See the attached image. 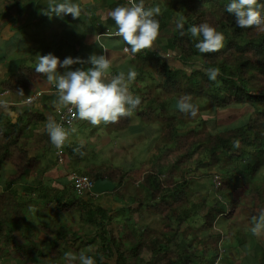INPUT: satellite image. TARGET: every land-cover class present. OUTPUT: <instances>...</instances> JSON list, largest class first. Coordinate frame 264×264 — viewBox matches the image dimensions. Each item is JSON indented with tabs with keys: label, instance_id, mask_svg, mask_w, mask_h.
I'll return each mask as SVG.
<instances>
[{
	"label": "trees",
	"instance_id": "obj_1",
	"mask_svg": "<svg viewBox=\"0 0 264 264\" xmlns=\"http://www.w3.org/2000/svg\"><path fill=\"white\" fill-rule=\"evenodd\" d=\"M183 2L187 3L191 15L187 14L183 16L184 20L181 19L182 26L176 29V31L178 30L180 33L176 32L173 42H171L173 50H177V54H175L176 61L160 63L159 59L155 58L152 62L156 67L155 69H157L156 71H158V79H160V82L157 84L158 89L161 88L165 92L174 93V95L180 98L185 96L190 97L191 99L189 102L194 104L197 108V117L199 115L196 101L197 97H201L208 101V105L216 109L250 106L253 110L248 115L246 114L248 118L245 117V120H243L244 123L242 122L243 124L236 128L226 129L225 131L213 134L205 130L204 126L200 133L197 134V140L193 138L190 147L188 146L180 157L178 156L176 158L178 166L187 167L192 161L193 155L196 153L198 155L196 157L197 163L193 171L197 169H213L217 166L220 172L228 174L229 180L227 182V187L230 193L224 195L223 198L229 201V203L221 199L212 206L218 214H225V212H233L238 207L237 204L241 202V199H245V191L248 189L255 192L253 194L256 198L264 200V177L258 175L259 170L264 166V31H258L255 28L244 29L238 27L235 22V16L225 10L226 5L230 3L231 0H183ZM258 2L264 3V0H258ZM261 13L264 15V9H261ZM169 17L170 16L166 13H164V16L161 14L155 16L158 22H160V18L163 19L160 25V31L166 29L170 19H173V17ZM187 22L189 25L207 23L215 27L217 31L222 32L225 36L224 47L215 53H200L195 47L198 39L192 38L187 32ZM198 57L201 59L196 60V62L200 63L202 67L201 70H194L189 74V69H193L194 65L197 64L194 62V59ZM139 61L148 63L152 61V59L148 58V56L144 57L140 55L132 60L134 65L137 66L136 73L139 77H137L138 81L142 80L145 73L154 74L153 71H150L153 65H141ZM181 66L185 69L181 68ZM208 68L219 69V73L215 80H211L206 74V69ZM183 71L187 72V75ZM198 75L200 77H198ZM146 103L147 105L144 108L147 111L144 109L138 111V114L142 116L141 119L143 123H151L152 116H150L149 113L150 111L152 112L155 104L160 105V109L163 111L169 109L171 105L175 107L177 111H180L176 100H172L171 104L168 105V101L161 103L160 98L158 99L157 97V99H155L154 96L153 98L151 96L149 100H146ZM180 113L183 115V120L185 122H177L174 120L180 116H174L167 122V126L170 127V132L167 137L168 145L165 150H167L168 153L173 152L171 146L186 145L189 139H191L192 134L196 133L194 129H191L185 134L178 135L177 129L179 126L182 125L183 127L197 120L196 116L193 117L182 111ZM163 128L165 129V124L162 125V129ZM178 136L182 138H178ZM16 142L18 143L17 138L12 141L8 140L5 143L0 140V149L3 151L5 149L7 151L6 156L5 153L0 155V178L3 174L1 172L2 164L5 161L8 162L9 159H15L18 154L17 150L14 149ZM157 151L160 152V149ZM81 157L83 156L81 155ZM245 157H250L253 164L243 162L242 159ZM155 160L162 173L159 169H148L145 173V177L138 184V186L144 188V197L141 196L139 187L134 185L132 179L129 178L126 173L121 172L117 175V173H115L116 171L114 172L111 168L105 166L89 170L88 176L95 181L99 179H109L116 184L117 188L113 194L117 195V198L119 197L121 201L129 202L125 205L127 207L122 210L123 214H130L128 213L129 210L132 213L133 211L131 209L134 208L133 206L135 205L138 206L137 212L142 213V207L148 204L146 206L148 208L150 207L151 211L159 213L163 217L165 227L171 228L168 232H162V238L158 232L150 227H141V229H139L137 227L140 226H137V224H135V226L127 222L123 224V231L120 233L119 237L108 230V237H102L100 241L104 250L107 253H112L116 258L115 264H160L164 261L169 252L173 254L170 260L171 264H191L192 258L195 256L194 251H189L190 254L187 253V250L191 247V243H183V237H185L186 233L185 230H181V226L187 223V220L193 217L194 214H186L182 217L179 215L180 210L176 211L178 207H175L189 196L188 191L191 189L190 182L193 178L187 175L188 169L185 168L182 173L183 180L178 179V182L172 183L170 178L167 179L164 175L165 173L163 174V170L166 166L158 162L157 159ZM16 167H19V163H17ZM27 167L31 168L32 163ZM28 172L30 171L28 170ZM165 177L166 179H164ZM20 178L21 177L18 175L8 179L6 185L1 188L0 238H2L1 236L5 225L12 223L16 225L17 230H20L22 227L26 229V233L28 234H26L25 237L28 239V243H30L31 236L35 234L32 230L29 233L28 228H36V225L39 227L40 223H35L36 220L34 219L32 220H34L33 222L35 225L29 223L27 218L29 215L24 213L25 205L19 202L13 191H11ZM248 178H255V180L250 182ZM129 186L133 188L132 191H126V188ZM26 190H31V188H26ZM39 193L42 198L46 200L45 198L48 196L46 191L42 193V189L40 188ZM237 195L239 199L234 200L233 197ZM71 198L68 202H62V199L58 200V202L56 200L55 205L56 202L57 205L55 206V210L57 207V211L59 210V212L63 213L64 208L70 207L69 203H71ZM72 202L74 201L72 200ZM258 204L259 202H255L256 206ZM48 206H51L50 203H48ZM208 208L209 205L205 201L202 204V211ZM125 210L127 212H125ZM68 211H70L68 213H71L73 210ZM165 211L169 213L168 216H165ZM99 212L100 214L98 215L94 212L90 213V223L94 218L98 220V218L105 214L101 208H99ZM206 215L208 218L212 217L210 210ZM213 223L214 222L210 220L207 227L204 229L208 232V236H205L208 241L207 245L205 238L204 241L201 242L203 246L201 252L202 255L205 256L202 263L206 264L215 263L220 253V245L223 244L220 233H215L212 230ZM27 224H30V227H27ZM97 225L101 226V221L97 222ZM41 230L47 233L48 237L46 240L53 234L52 232L45 231L43 228ZM12 232L13 230L10 229L7 238L8 242L11 239L10 234H12ZM55 233L58 234L57 231ZM55 233L53 235H55ZM59 234L58 236L62 237ZM214 234H216V236ZM239 239L240 238H238V240ZM30 248V251L27 249V255L29 257L32 255L42 257L41 255H37V247L35 245ZM166 248L167 250L169 249V251L165 250ZM21 250L23 251L24 249L21 248ZM144 250L151 253V256L147 259L142 257ZM193 250H195V248H193ZM210 253L214 254V256L208 260L207 257ZM175 255L177 259L174 258ZM90 256L94 259L95 264H100L102 262V257L100 255ZM261 264H264V249L262 251Z\"/></svg>",
	"mask_w": 264,
	"mask_h": 264
},
{
	"label": "rangeland",
	"instance_id": "obj_2",
	"mask_svg": "<svg viewBox=\"0 0 264 264\" xmlns=\"http://www.w3.org/2000/svg\"><path fill=\"white\" fill-rule=\"evenodd\" d=\"M5 1L11 2L12 0H2L1 4L3 5ZM13 1L15 2L16 0ZM145 1L146 3H149V5L153 4L151 7L158 6L161 10L160 14L163 16L164 13H166L170 17H175L177 20H184L183 16H186L187 14L191 15L187 3L183 2V0ZM22 2L28 4L26 0H22ZM42 20L45 21L46 18L44 17ZM179 22L181 23V21ZM188 25L187 22L186 26H191ZM180 26H178L177 29ZM173 31H176V29L174 28ZM176 32L180 33L178 30ZM148 58L152 59V61H149L148 63L139 61V63L141 65L144 64L150 66L153 65L152 62L157 57L154 55H148ZM157 59H159L160 63L168 62L164 55H161ZM198 59L200 60L201 58H195L194 62ZM169 61H176L175 57L170 58ZM196 63L197 64L194 65L193 69H189V74L194 70H201L202 67L200 63ZM134 67L136 68L137 66L135 65ZM155 68V65L150 68V71H153L154 73L153 75L145 73L140 81H128L133 95L140 97L142 102L133 110L132 114L134 118H132L129 123L130 132H134V135L129 136L127 139H125L124 136L119 138V136L115 135L116 130L114 129V126L116 123H101L98 126L91 125L86 128L75 124V131H69V140L75 142L77 137H81V133H84L86 137H88L89 145H93L97 148L94 149V152H90V148L85 145L82 153L85 159L88 161L93 159L97 165L111 168L114 172L116 171L115 173H117V175L121 172L126 173L128 177L132 179L135 186H138L137 182H141L145 177V173L148 171L147 168L159 169L162 173L155 159L166 166L163 170V174L165 173L164 175L167 179L170 178L172 183L178 182V179L183 180V169L187 168V175L193 178L190 182L191 189L188 191L189 196L175 207H178L176 208V211H181L182 217L186 214H194L191 219L187 220V223L181 226V230H185L186 233L185 237H183V243H191V247L187 250V253L190 254L189 251L195 252L191 264H206L202 263L205 256L202 255L201 252L203 249L201 242L204 241L205 236H208L207 230L204 229L207 227L210 220L214 222L212 230L215 233H220V237L223 240V244L220 245V254L222 253V262L220 264H261L262 251L264 249V235L258 238L252 234L251 229L255 220L258 219L259 213L264 210V200L256 198L253 194L255 192L248 189L245 191V199H241V202L237 204L238 207L233 212H225L223 215L218 214L212 206L221 199L229 203V201L223 198L224 195L230 193L229 188L227 187V182L229 180L228 174L220 172L217 166L213 169L207 168L193 171L194 166L197 163L196 157L198 155L196 153L193 155L192 161L187 167H182L181 165L178 166L176 160V158L178 156L180 157L182 152H184L188 146L190 147L193 138L197 140V134L200 133L204 126L205 130L213 134L225 131L226 129L236 128L244 123L243 120H245V117L248 118L246 114L248 115L253 110L250 106H235L225 109H216L210 107L208 101L201 97H197L196 101L198 104L199 115L198 117L196 116V122H191L183 127L181 125L177 129L178 135L185 134L191 129H194L196 133L192 134L191 139H189V142L186 145L171 146L173 152L168 153L167 150H165L168 145L167 137L170 132V127L167 126V122L174 116H180L175 118V121L185 122L183 120V115L180 113L181 111H177L172 105L169 109L163 111L160 109V105L155 104L152 112L150 111L149 113L150 116H152L151 123H143L141 119L142 116L138 114V111L145 110L144 107L147 105L146 100H149L151 96L152 98L154 96L155 99H157V97L158 99L160 98L161 103L168 101V105L171 104L172 100H176L177 102L180 100V97L174 95V93L165 92L161 88L158 89L157 84L160 82V79H158V71H156L157 69ZM183 72L187 75V72ZM109 75H111L110 71ZM198 77L200 76L198 75ZM163 124H165V129H162ZM141 126H145L146 131L140 132ZM136 132L138 133L136 134ZM106 137L110 138V141L107 144H100L101 142H98L99 139H106ZM179 137L182 138L181 136H178V138ZM32 139L26 140L27 143H30L29 147H31L32 150H30L29 147L27 149L22 146L18 147L17 151H20L21 154H17L14 159L13 164L15 167L17 163L26 158L28 152L31 153L35 149V146H32ZM158 149H160V152L157 151ZM45 151L46 149L42 152L43 157ZM48 153L51 157V148ZM242 160L245 163L253 164L250 157H245ZM150 162L152 164H150ZM94 165L95 164L91 166ZM91 166H86V164H81L79 166L74 165V167H77L75 170L76 173L86 175H88L89 170H91ZM14 170L15 171L13 172L16 173L17 170ZM258 175L264 177V166L261 167ZM216 176H218V179ZM166 177L164 179H166ZM248 179L250 182L255 180V178ZM68 184H70V182ZM138 187L141 191V196L144 197V188H141V186ZM132 190L133 188L130 186L126 188V191ZM13 193L17 197V200L25 205L24 213L26 215H31L28 218L29 223L35 225L33 221L36 220L35 223H40V226L37 227L36 225V228H28L29 233L32 230L35 234L34 236H31V242L28 243V239L25 237V235L28 234L26 233V229L22 227L20 230H17L16 225L12 223L5 225L1 236L2 238H0V264H81L79 259L81 255H100L102 257V262L100 264H115L116 258L112 253H107L104 250L100 241L102 237H108L109 231L119 237L120 233L123 231V224L125 222L132 225L137 224V226H140L137 227L139 229H141V227H150L158 232L160 237L162 232H168L171 230V228L165 227L164 219L159 213L151 211L150 207L148 208L146 206L148 204L142 207V213L137 212L138 206L135 205L133 206L134 208L131 209L133 211L132 213L129 210L128 213L130 214H123L122 210L127 207L125 205L129 202L121 201L119 197L117 198L118 200L112 197L109 205L101 202L100 205L102 206L99 207L106 209V213L98 218V220H96L97 218H94L90 223L91 212H94L97 215L100 214L99 207L93 200L83 208H80V202H71L69 204L71 205V208H73V211L67 213L68 215L63 213V215L57 216V210L52 211L43 208L40 211V203L32 199L30 201L24 200L20 197V191L17 190V188L13 189ZM233 199H239V196L237 195L236 197H233ZM205 201L209 205V208L202 211V204ZM255 202H259V204L256 206ZM32 203L38 204V206L36 207V205ZM209 210L212 215L211 218H208L206 215ZM125 212L127 211L125 210ZM164 214H166L165 216L169 215L167 211H165ZM40 215L42 218H39ZM99 221H101V226L97 225V222ZM27 225V227H30V224ZM42 228L53 234L56 231L58 234L62 232L59 234L62 237H59L58 234L55 233V235L52 234L49 239L46 240L48 235L41 230ZM10 229L13 230V232L10 234L11 239L8 242L7 238ZM214 235L216 236V234ZM238 238L240 239L238 240ZM205 242L207 245L208 241L206 238ZM30 244L31 246L35 245L37 247V255H41L42 257L36 255L29 257L27 255V249L28 251L31 249ZM21 248L24 250L22 251ZM193 248H195V250H193ZM165 250H167V248ZM167 251H169V249ZM65 253H71L75 258L65 259ZM142 254L144 259L151 256V253L147 250H144ZM213 256L214 254L210 253L207 259L209 260ZM172 257L173 254L169 252L164 261L160 264H171L170 260ZM174 258L177 259L176 255ZM59 260H61V262Z\"/></svg>",
	"mask_w": 264,
	"mask_h": 264
},
{
	"label": "crops",
	"instance_id": "obj_3",
	"mask_svg": "<svg viewBox=\"0 0 264 264\" xmlns=\"http://www.w3.org/2000/svg\"><path fill=\"white\" fill-rule=\"evenodd\" d=\"M26 1L28 4L22 0L15 2L12 0L11 2L5 1L2 5V0H0V140L5 143L17 138L18 143L16 142L14 147L17 150L19 146L27 149L30 143H27L26 140L33 138L32 146H35V149L31 153H27L26 158L19 162V167H15L13 164L14 159H9L8 162L5 161L2 164L1 172L3 174L0 178V189L6 185L8 179L19 175L21 178L16 182L14 188L20 191V196L24 200L32 199L40 203V211L43 208L54 211L58 200L62 199V202H68L71 194V199L74 202L81 203L80 208L89 204L91 200L98 207L102 206L101 202L109 205L112 197L117 199V195L105 193L96 199L90 194L79 195L74 191L72 174L76 173L77 169L74 165L91 166L95 164L90 169L99 166L93 159L88 161L82 154L84 158L80 155L85 145L90 148V152L97 149L95 146L89 145L88 137L84 133H81V137H77L75 142L71 140L70 146L67 145L68 154L65 164L62 166L56 163L55 147L51 143L46 126L50 120L56 122L58 111L64 105L59 103L54 84H50L44 75L35 71L39 57L51 53L61 60L71 56L87 61L92 54L105 55L111 64L110 76L123 72L127 77L130 69L137 71L132 60L140 55L144 57L154 55L157 58L164 55L167 60L175 56L176 51L171 46L176 33L173 29H177L181 25L179 22L181 20H177L175 17L171 18L168 27L160 31L152 49L133 53L122 37L118 35L115 22L108 16V13L118 5L128 4L124 0H69L70 3L80 8V17L78 18H73L70 14L56 15L53 12L47 14L50 5L54 7L56 4L65 3V0ZM135 2L138 3L139 0ZM144 5L148 8L153 4L149 5L144 0ZM44 17L45 21L42 20ZM159 20L161 25L163 19ZM168 55L170 56L167 57ZM90 66L88 63L74 64L71 66V70L78 68L86 70ZM61 71L63 72L64 69ZM135 80L138 81L137 76ZM126 82L128 83L127 80ZM128 86L130 88L129 84ZM28 98H33V101L27 103ZM130 117L121 118L116 122L115 135L119 138L124 136L127 139L135 134L129 129L128 123L134 118L133 114ZM76 125L84 128L91 126L89 122L82 120L76 122ZM74 128L73 126L70 129L71 132ZM144 131H146L145 126H141L140 132ZM109 141L108 137L98 140L101 142L100 144H107ZM81 145L83 146L81 147ZM29 148L32 150L31 147ZM50 148L52 149L51 157L48 153ZM45 149L43 157L42 152ZM17 152L21 154L20 151ZM4 153L6 156L7 151L0 149V155ZM31 163L32 167L28 168L27 166ZM14 169L19 171L14 173ZM69 182L70 184H68ZM26 188H31V190H26ZM40 188L42 193L46 191L48 195L46 200L39 193ZM48 203L51 206H48ZM35 205L38 206V204ZM99 208L106 213V209ZM68 210H73L71 205L64 208L63 213L67 214L70 212ZM63 213L58 210V215H56L60 216ZM39 218H42L41 215ZM59 261L61 262V260Z\"/></svg>",
	"mask_w": 264,
	"mask_h": 264
},
{
	"label": "clouds",
	"instance_id": "obj_4",
	"mask_svg": "<svg viewBox=\"0 0 264 264\" xmlns=\"http://www.w3.org/2000/svg\"><path fill=\"white\" fill-rule=\"evenodd\" d=\"M261 9H264V3H259L258 0H231L226 5L225 10L235 16V22L238 27L244 29L255 28L258 31H264V15H262ZM160 11L158 6L146 8L144 0H139L138 3L135 0H128V4L118 5L108 13V16L115 22L118 28V35L122 37L124 42L130 47V50L133 53H139L145 49L153 48L160 34V24L155 19V16L159 15ZM49 12H53L56 15L70 14L73 18L80 17V8L70 3L69 0H65V3L56 4L54 7L50 5L47 14ZM187 32L192 38L198 39L195 47L200 53H215L224 47V34L207 23L191 25L188 27ZM83 63H88L91 66L86 70L83 68L71 70L72 65ZM110 67V60L105 55L92 54L87 61H84L71 56L61 60L54 54L49 53L39 57L35 71L44 75L50 84H54L59 103L75 108L80 120L87 121L93 126H98L101 123H116L121 118L130 117L133 110L141 103L140 97L132 94L126 82V80H135L136 71L130 69L127 77H125L123 72L110 76ZM181 68L184 67L181 66ZM61 69H64V71L62 72ZM218 73L219 69H206V74L211 80H215ZM190 99L187 96L181 97L178 101V108L180 111L195 117L197 108L189 102ZM70 129L66 131L61 124L56 123L54 120H50L46 126L51 143L57 149H62L66 146L67 154V145L70 146ZM72 131H75V129ZM76 151H79V149H76ZM64 164L57 163V165L62 166ZM75 175L86 174L73 173V185V176ZM216 178L218 179V176ZM95 182L94 180V184ZM139 183L137 182V185ZM92 189L86 194L98 199L102 194H94ZM74 191L77 194L75 187ZM179 215L181 216V211ZM251 232L258 238L264 235V210L259 213ZM74 258L71 253H65V259ZM79 259L81 264H95L91 256L81 255ZM221 262L222 253H219L214 264H220Z\"/></svg>",
	"mask_w": 264,
	"mask_h": 264
},
{
	"label": "built area",
	"instance_id": "obj_5",
	"mask_svg": "<svg viewBox=\"0 0 264 264\" xmlns=\"http://www.w3.org/2000/svg\"><path fill=\"white\" fill-rule=\"evenodd\" d=\"M128 2V0H124ZM136 1V0H135ZM33 101V98H29L26 100L27 103ZM1 103V101H0ZM80 119L78 118L77 112L75 108L71 106H63L57 114L56 123L61 124L66 131L72 128L76 122ZM55 147V146H54ZM67 154L66 146L62 149H57L55 147V156L57 158L58 164H64L65 156ZM74 187L77 194L82 195L83 193L91 191L94 186V180L86 175H75L73 176Z\"/></svg>",
	"mask_w": 264,
	"mask_h": 264
},
{
	"label": "water",
	"instance_id": "obj_6",
	"mask_svg": "<svg viewBox=\"0 0 264 264\" xmlns=\"http://www.w3.org/2000/svg\"><path fill=\"white\" fill-rule=\"evenodd\" d=\"M116 189L115 184L109 179H99L95 182L94 187L92 189V193L94 194H105L112 193Z\"/></svg>",
	"mask_w": 264,
	"mask_h": 264
}]
</instances>
